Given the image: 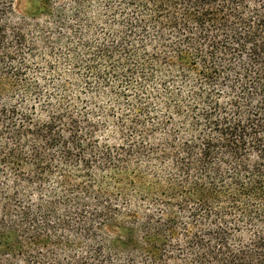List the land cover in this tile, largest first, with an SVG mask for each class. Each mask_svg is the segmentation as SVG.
<instances>
[{
    "label": "trees",
    "instance_id": "16d2710c",
    "mask_svg": "<svg viewBox=\"0 0 264 264\" xmlns=\"http://www.w3.org/2000/svg\"><path fill=\"white\" fill-rule=\"evenodd\" d=\"M18 1L0 0V264H264V0ZM62 49L109 103L33 78Z\"/></svg>",
    "mask_w": 264,
    "mask_h": 264
},
{
    "label": "rangeland",
    "instance_id": "374dc122",
    "mask_svg": "<svg viewBox=\"0 0 264 264\" xmlns=\"http://www.w3.org/2000/svg\"><path fill=\"white\" fill-rule=\"evenodd\" d=\"M40 2L41 0H19L17 4V12L23 15L34 14L38 11ZM78 66L79 68H82L85 65L83 63V65ZM77 68L71 64V59L64 49L54 50L53 53L47 54L42 60H37L32 64L31 74L35 80L41 82V84H43L46 88L54 90L56 93L62 92L59 88L62 83H67L70 84L69 88L72 91H74L76 86H78L77 94L86 100L98 99L100 103H109L110 99L108 97H101L100 99L98 98V94L94 90L96 86L93 83V89L91 91L85 92L84 82L95 81H91L87 77L86 71ZM112 84L114 87H117L122 83L112 82ZM126 94L129 96L130 92ZM124 102L125 100H123V104L125 106ZM86 108H89V106H86Z\"/></svg>",
    "mask_w": 264,
    "mask_h": 264
}]
</instances>
